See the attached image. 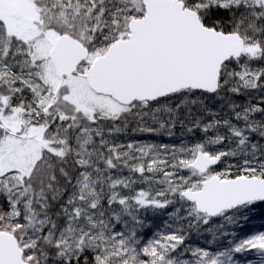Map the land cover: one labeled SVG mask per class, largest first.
<instances>
[{
    "label": "trees",
    "instance_id": "trees-1",
    "mask_svg": "<svg viewBox=\"0 0 264 264\" xmlns=\"http://www.w3.org/2000/svg\"><path fill=\"white\" fill-rule=\"evenodd\" d=\"M18 1L30 2L43 36L89 49L81 75L145 15L143 0ZM180 1L248 50L224 66L214 95L131 107L104 98L120 109L110 116L64 101L70 82L44 115L59 86L46 81L51 62L35 57L37 37L12 36L0 16V146L16 139L5 118H20L26 135L42 128L31 167L0 173V232L18 239L28 264H264L263 250L247 247L264 236V203L208 219L182 197L201 186L190 169L201 152L220 159L210 172L222 180H264V0Z\"/></svg>",
    "mask_w": 264,
    "mask_h": 264
},
{
    "label": "water",
    "instance_id": "water-1",
    "mask_svg": "<svg viewBox=\"0 0 264 264\" xmlns=\"http://www.w3.org/2000/svg\"><path fill=\"white\" fill-rule=\"evenodd\" d=\"M143 6L145 15L132 24L128 38L98 58L86 75L81 76L78 67L89 59L88 49L67 35L57 39L49 58L59 86L44 115L56 107L66 84L80 77L96 96L121 107L155 104L188 91L209 95L219 91L224 66L245 54L241 36L206 27L198 13L180 0H143ZM218 162L201 152L190 169L206 175ZM182 197L199 215L214 219L251 203H264V180L224 181L214 176L200 190L186 191ZM0 264H28L13 234L0 232Z\"/></svg>",
    "mask_w": 264,
    "mask_h": 264
},
{
    "label": "rangeland",
    "instance_id": "rangeland-1",
    "mask_svg": "<svg viewBox=\"0 0 264 264\" xmlns=\"http://www.w3.org/2000/svg\"><path fill=\"white\" fill-rule=\"evenodd\" d=\"M0 16L7 22V29L12 36L19 37L26 41L34 40L37 37L39 41L35 44L34 47L35 57L40 60H50L49 54L53 49L55 42L60 37L56 38L53 34L43 36L44 32L42 33V31L33 26L32 22H34L35 16L30 2H23L18 0H0ZM40 35L43 37H40ZM247 50L248 48L246 47L245 52ZM89 58H91L90 51ZM45 69V78L47 79L46 81L53 87L57 86L59 80L56 77L54 67L51 64H46ZM80 78H77L69 83L70 86L68 88V94L64 97V101L75 103L78 108L91 109L93 111L96 110L102 114H109V116L112 113L117 114L120 111V109L116 107V105L111 101L110 103L102 97L93 95L89 88L87 89V84L86 82H84L85 80ZM19 119L20 118L18 117H10L4 119L5 126L9 130L11 129L16 133V139L14 138L7 140L2 146H0V173H4L9 170H20V172L27 171L31 167V161L36 159L38 153L40 152L39 147L36 145L37 138L33 136L40 135V133H42V128H36L37 130L32 128L30 130V133H27L26 135V133L21 132V126H23V124L19 122ZM22 136H25L24 139H22ZM153 155L154 154L150 156V154H148V156L145 158L148 161V164L150 166H159L161 170L163 168L167 169V167L165 166V161L157 159ZM210 171L206 175H201L203 177L202 183L208 179H211L213 176H217ZM200 189L201 186L198 190ZM141 202L143 204H148V198L145 196L143 197L142 195ZM253 204L255 203H251V205ZM248 206L250 205L248 204L244 207H241L240 209ZM247 247H249V249L255 248L263 250L264 252V236L254 237L249 243H247ZM213 259L214 257H212L211 260ZM210 261L205 257L198 258V264H207Z\"/></svg>",
    "mask_w": 264,
    "mask_h": 264
}]
</instances>
